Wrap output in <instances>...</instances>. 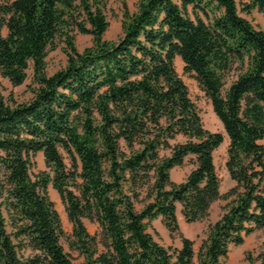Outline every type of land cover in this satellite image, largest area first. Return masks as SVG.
Returning a JSON list of instances; mask_svg holds the SVG:
<instances>
[{"label":"trees","instance_id":"obj_1","mask_svg":"<svg viewBox=\"0 0 264 264\" xmlns=\"http://www.w3.org/2000/svg\"><path fill=\"white\" fill-rule=\"evenodd\" d=\"M106 3L0 0V74L18 86L31 65L37 84L21 103L0 90V264H73L49 184L81 264H192L177 205L193 223L231 197L196 253L197 264H223L231 244L264 229V29L240 15L264 13V0L240 8L236 0H138L133 12L123 7L116 41L103 37ZM74 31L91 35L92 45L78 51ZM57 41L66 64L48 75L45 57ZM176 57L228 137L235 185L224 195L213 158L223 134L203 126ZM38 152L48 170L33 175ZM187 160L193 167L173 181L171 170ZM158 217L180 234L179 248L147 231Z\"/></svg>","mask_w":264,"mask_h":264},{"label":"rangeland","instance_id":"obj_2","mask_svg":"<svg viewBox=\"0 0 264 264\" xmlns=\"http://www.w3.org/2000/svg\"><path fill=\"white\" fill-rule=\"evenodd\" d=\"M138 0H107L105 13L108 20V28L104 33V39L108 41H116L122 34V10L126 6L130 12L136 10ZM238 7L246 0H236ZM240 15L245 16L251 23L257 27L264 29V13L253 10L247 14L240 11ZM3 35L6 34V29H3ZM74 43L78 51L92 45V37L89 34H80L77 31L73 32ZM64 44L57 41V46L54 49L48 50L45 57V73L50 75L56 70L62 68L66 64V54L63 51ZM175 67L178 74L188 87L192 100L197 105L200 112L203 126L211 132H219L223 134V142L214 150L213 158L216 171L220 179V193L224 195L231 187L235 185L231 180L227 168V148L228 137L220 123L219 119L213 112L209 99L199 87L197 81L184 73L183 63L179 57L175 58ZM37 86L33 81L31 65L27 70V78L21 85L13 86L8 79L0 74V90L5 100L10 103H21L28 101L32 97V90ZM182 140L177 138L176 141ZM68 162V159H66ZM31 173L37 175L39 172L48 170L45 165L44 158L41 152H38L32 159ZM192 163L186 161L183 166L175 167L170 172V177L175 182L182 181L192 168ZM47 194L53 201L54 206L60 216L61 224L65 232V237L61 239L65 251L69 254L73 264H81L83 257L77 250L69 248L66 237L72 234V224L69 222L65 206L62 203L58 193L51 184L47 186ZM232 198L221 197L215 200L206 215L199 221L193 223L185 222L180 210L181 206L177 205V218L179 223V231L181 235L190 238L193 241V250L195 256L192 264H197L196 253L202 241L207 237L208 229L211 224L220 218L224 212L225 206ZM140 208V205H137ZM147 223V231L153 238L163 246L173 249L181 246L180 234H170L161 221V217ZM84 224L90 234L99 233V227L96 222L84 219ZM223 264H264V229H257L253 233L244 237V240L239 245L231 244L227 256L222 260Z\"/></svg>","mask_w":264,"mask_h":264},{"label":"crops","instance_id":"obj_3","mask_svg":"<svg viewBox=\"0 0 264 264\" xmlns=\"http://www.w3.org/2000/svg\"><path fill=\"white\" fill-rule=\"evenodd\" d=\"M245 17V16H244ZM246 18V17H245Z\"/></svg>","mask_w":264,"mask_h":264}]
</instances>
